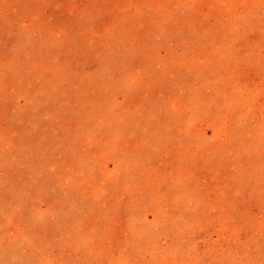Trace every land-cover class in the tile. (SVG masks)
Instances as JSON below:
<instances>
[{
	"label": "rangeland",
	"instance_id": "374dc122",
	"mask_svg": "<svg viewBox=\"0 0 264 264\" xmlns=\"http://www.w3.org/2000/svg\"><path fill=\"white\" fill-rule=\"evenodd\" d=\"M0 264H264V0H0Z\"/></svg>",
	"mask_w": 264,
	"mask_h": 264
}]
</instances>
